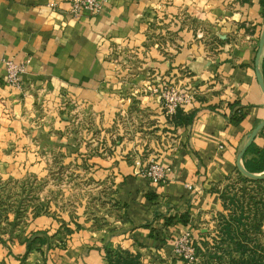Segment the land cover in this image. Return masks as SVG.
<instances>
[{
  "label": "crops",
  "instance_id": "crops-1",
  "mask_svg": "<svg viewBox=\"0 0 264 264\" xmlns=\"http://www.w3.org/2000/svg\"><path fill=\"white\" fill-rule=\"evenodd\" d=\"M100 1L98 15L83 12L76 17L69 0H0V146L24 138L27 116L21 115L35 103L34 96L26 97L6 85L7 59L29 60L24 84L35 95L37 89L56 88L72 91L94 106H102L107 97L114 106L144 109L138 129L149 135L145 141L141 131L134 134L133 142L118 133L110 154L97 150L100 165L96 167L115 177L111 197L121 208L120 215L109 218L112 224L107 228L88 232L91 245H87L90 240L78 243L73 236L84 237L83 228L74 229L72 248H52L49 255L54 261L61 255L59 264H107L103 246L111 242L141 252L144 264H174L175 238L185 231L202 238L214 228L216 215L224 209L221 192L238 176V154L264 119V92L253 47L261 29V0H215L209 9L191 8L192 20L168 19L160 27L154 21L158 0ZM250 23L252 35L248 36ZM157 34L168 35L163 44L167 54L158 47ZM122 49L136 51L125 57L131 67L135 62L143 66L136 65L125 75L120 66L124 62H117L118 55L124 56L118 54ZM155 70L165 79L176 77L179 87L196 90L194 102L181 108L187 114L194 112L191 124L168 123L170 117L162 113L158 98L140 90ZM121 74L123 83L118 84ZM236 104L245 112L238 124L230 120ZM10 111H18L19 118L11 119ZM163 134H169L168 144ZM254 142L264 148V135L258 133ZM150 151L167 168L161 183L140 174L147 164L137 159ZM3 156L14 155L3 151ZM185 213L188 223L175 218L166 224L169 216ZM31 224L30 233L57 231L48 216H39ZM25 252L22 242L8 248L0 241V260L19 263L16 257ZM176 264L185 263L178 260Z\"/></svg>",
  "mask_w": 264,
  "mask_h": 264
},
{
  "label": "rangeland",
  "instance_id": "rangeland-1",
  "mask_svg": "<svg viewBox=\"0 0 264 264\" xmlns=\"http://www.w3.org/2000/svg\"><path fill=\"white\" fill-rule=\"evenodd\" d=\"M214 1L158 0L154 8L155 26H163L168 19L175 23L184 18L192 20L193 17L190 13L193 11L191 8L209 9L214 5ZM239 1L250 2L251 0ZM179 7H183L180 12ZM172 11H176V14ZM260 12L262 15L261 29L257 33L258 40L255 41L257 43L253 45L256 49L264 26L262 3ZM210 27L208 28L210 29ZM246 28L245 34L252 35V31H250L252 24H248ZM209 33L212 32L209 30ZM167 36V34L155 35L158 47L165 54H167V47H163V44ZM135 52L131 49L118 51V54L124 55V59L118 55L117 62H124L120 66L125 75L128 74L126 71H130L136 65L143 66L141 62H135L131 67L129 63L125 62V57L135 54ZM23 62L27 69L29 60H23ZM24 74L21 87L18 90L26 97L34 96L35 103L27 106V112L24 113L23 110L21 115V117L23 114L27 116L25 118L27 124L23 127L24 138L21 137L0 146V153L8 151L9 154L14 155L0 157V239H4L11 246L15 245L30 234L29 230L33 220L39 216H48L55 221V230L57 231L54 234H58L57 239H61L60 241L56 239L53 249L69 250L73 246V237H78L80 244L83 243V240L85 242L90 240L87 244L89 246L92 239L88 232L107 228L112 224L109 218H117L121 211V208L119 209L118 204L111 197L114 191L115 177L112 174L106 175L96 167L100 165L96 159L98 157L97 150L106 155L110 154L109 149L117 145L113 141L117 138L118 133H123L129 142H133L137 140L134 134L141 131L140 138L143 136L145 141L149 135L145 133L144 129H138L140 119L144 120L142 118L143 114L145 115L144 109L139 110L138 106L129 109L125 108L123 104L114 106V101L107 97L102 101V106H105V109L102 106H94L88 99L82 98L72 91H60L56 88L37 89L35 91L37 95H35L33 90H28L27 85L24 84ZM163 79L165 78L160 75V72L155 70L145 79L140 90L148 96L158 98L162 105L161 111L165 114L163 100L160 99L161 93L167 85L178 86L181 85V82L176 77ZM122 83L123 76L118 81V84ZM10 113L13 116L11 119L20 116L18 111L16 113L10 111ZM163 135L165 143L168 144L169 134ZM136 144L139 143L136 142ZM162 148L164 149V147ZM153 154L152 151L144 152V155H140L137 160L139 163L145 162L147 165L158 161L157 156ZM254 187L256 188L255 195L264 194L263 189ZM76 223L81 225L80 229L83 228L84 237L78 236L79 234H75L73 237L65 236L64 225H70L72 229L78 230ZM261 240L264 242V234ZM49 252L50 250L46 255L48 264L63 262L60 258L61 255L54 257L56 258L54 261ZM6 263L21 264V262L17 263L15 259L9 260V263L6 261ZM26 264H43L42 255L39 252H33ZM191 264H196V262Z\"/></svg>",
  "mask_w": 264,
  "mask_h": 264
},
{
  "label": "trees",
  "instance_id": "trees-1",
  "mask_svg": "<svg viewBox=\"0 0 264 264\" xmlns=\"http://www.w3.org/2000/svg\"><path fill=\"white\" fill-rule=\"evenodd\" d=\"M261 3L264 7V0H261ZM261 71L264 77V55L261 60ZM244 116L243 107L234 105L231 122L238 124ZM193 119L194 112L187 114L181 108L170 117V121L176 126L189 125ZM259 133L264 135V128ZM248 155L252 157L248 158ZM243 159L244 167L249 172H264V148L258 147L254 141ZM236 172L237 178L231 180L221 192L224 209L216 215L214 228L203 233L202 238H196L193 234L196 256L199 257V262L196 264H264V242L261 240L264 226V194L259 193L257 196L254 193L256 189L254 186L264 190V179L247 176L239 168ZM175 218L184 224L188 223L187 213H185L169 216L166 224H172ZM80 228L81 225L76 223V229ZM63 230L65 236L75 231L67 224L64 225ZM57 237L58 234L51 235L46 230L31 232L21 240L26 245V252L16 258L21 264H26L31 253L39 252L42 255L43 264H48L46 255L56 245ZM0 241L9 248L4 239ZM103 251L107 264H144L141 252L115 246L111 242L104 244ZM9 254H13L11 249ZM173 260L174 264L178 260L185 264L187 262L177 255ZM0 264L7 263L2 259Z\"/></svg>",
  "mask_w": 264,
  "mask_h": 264
},
{
  "label": "built area",
  "instance_id": "built-area-1",
  "mask_svg": "<svg viewBox=\"0 0 264 264\" xmlns=\"http://www.w3.org/2000/svg\"><path fill=\"white\" fill-rule=\"evenodd\" d=\"M69 1L71 4V11L76 17L80 16L83 12L97 15L102 8L100 0ZM5 68L6 85L19 89L22 84V75L26 70L25 62L7 59L5 60ZM195 94L196 90L193 88L187 89L176 85H167L161 93L165 115L171 117L179 108L191 105L195 100ZM140 173L154 183H161L166 179L167 168L162 163L153 161L144 166ZM173 251L175 255L185 259L187 261L186 264H191L194 261L196 262L198 256H196L193 234L190 231H185L179 237L175 238Z\"/></svg>",
  "mask_w": 264,
  "mask_h": 264
},
{
  "label": "water",
  "instance_id": "water-1",
  "mask_svg": "<svg viewBox=\"0 0 264 264\" xmlns=\"http://www.w3.org/2000/svg\"><path fill=\"white\" fill-rule=\"evenodd\" d=\"M264 54V26H263V30L260 36V40H259V44H258V48H257V52H256V57H255V68H256V75H257V79L258 82L264 92V77L261 71V66H260V62H261V58ZM264 128V119L263 121H261L250 133L249 138L246 142V144L244 145V147L242 148V150L239 152L238 154V160H237V166L239 168V170L244 173L247 176L256 178V179H264V172L263 173H252L249 172L244 165L242 164V158L244 156V154L246 153L247 149L249 148V146L253 143L255 137L257 136V134L259 133V131H261Z\"/></svg>",
  "mask_w": 264,
  "mask_h": 264
}]
</instances>
